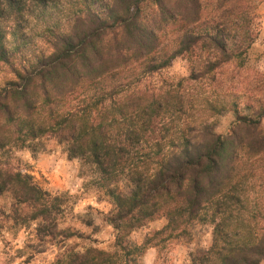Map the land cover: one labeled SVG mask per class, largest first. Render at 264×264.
<instances>
[{
    "label": "trees",
    "instance_id": "trees-1",
    "mask_svg": "<svg viewBox=\"0 0 264 264\" xmlns=\"http://www.w3.org/2000/svg\"><path fill=\"white\" fill-rule=\"evenodd\" d=\"M263 1L0 0V232L36 243L26 262L51 249L49 264H140L202 224L211 244L191 264H261L264 98L242 97L241 109L220 76L244 68ZM178 57L187 77L148 84ZM224 112L234 120L217 134ZM48 141L110 204L108 249L63 227L64 195L11 165ZM158 219L141 244L129 240Z\"/></svg>",
    "mask_w": 264,
    "mask_h": 264
},
{
    "label": "rangeland",
    "instance_id": "rangeland-1",
    "mask_svg": "<svg viewBox=\"0 0 264 264\" xmlns=\"http://www.w3.org/2000/svg\"><path fill=\"white\" fill-rule=\"evenodd\" d=\"M258 18L255 20L257 38L245 56L243 69L232 66L221 70L220 80L229 93L241 96L240 108L248 103L246 99L251 97L264 98V1L256 9ZM189 75V65L181 57L176 58L172 64L161 72L149 78L148 84L163 86L175 83L179 79ZM243 97V98H242ZM248 98V97H247ZM234 120L230 112H224L215 119V132L225 134L228 132L231 122ZM261 130L264 133V120L261 122ZM11 165L24 173L31 175L34 181L52 195H64L67 201L68 213H66L63 227H70L90 235L97 240V247L108 249L114 232L104 223L103 215L107 214L110 204L99 198L94 190L85 186L87 179L80 176L77 160H68L62 153L61 147L48 141L43 152L32 154L28 150L13 152ZM90 214L91 226L83 224L85 216ZM165 224L164 219H158L149 223L145 228L132 233L129 240L141 244L144 237L153 230L160 229ZM24 230L17 232H0V264H49L55 256L54 251L36 255L26 262V258L35 250H38L35 242H29ZM33 244L28 248L25 245ZM81 243L78 240L70 241V244ZM211 244V228L208 225H195L192 229L191 239L188 241L177 240L168 243L161 252L155 248H148L140 260V264H191L190 255L200 250H206ZM264 264V260L261 262Z\"/></svg>",
    "mask_w": 264,
    "mask_h": 264
}]
</instances>
